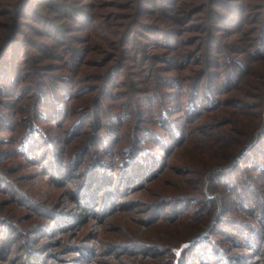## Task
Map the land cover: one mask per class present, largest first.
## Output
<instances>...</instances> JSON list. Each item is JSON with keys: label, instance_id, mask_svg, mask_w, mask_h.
Wrapping results in <instances>:
<instances>
[{"label": "trees", "instance_id": "obj_1", "mask_svg": "<svg viewBox=\"0 0 264 264\" xmlns=\"http://www.w3.org/2000/svg\"><path fill=\"white\" fill-rule=\"evenodd\" d=\"M35 1L0 0V76L2 70L7 74L0 78V93H7V105L13 109H17L16 100L24 101L31 96L35 98L32 107L27 109L31 116L27 130H16L20 120H10L6 115L2 117L0 133L12 134L9 138L0 137V146L9 144L8 148H0V153L8 157H22L28 164L47 161L44 167L49 165L52 169L47 175L49 178L53 176L57 180L60 176L62 181H67L73 177H85L91 180L93 186L97 185V181H106L98 178L102 173L114 169L109 164L114 163L115 156L120 157L122 163L119 167L122 168L117 174L116 185L112 186L113 180L112 185L104 190L101 217L111 212L110 201L114 197L127 199V204L133 203L136 199H128L130 193H135L146 179H162L165 175L170 177V166L172 172L196 174L199 177L196 188H192L190 180L183 178L179 180L181 184L172 183L173 190L161 191L166 194H160L157 202L150 204L140 200L146 206L143 213L152 212L150 225L160 221L177 223L183 220L187 231L184 238L158 242L133 239L127 243L111 244L107 248L109 253L114 258L129 254L137 260L173 264L176 255L174 248L187 243V247L182 248L178 264H264V0H236V6L231 4L232 0H124L125 3L121 5L115 0H108L105 4L101 3L110 8L105 15L108 23L103 27L97 24L98 16L91 11L100 5L97 4L98 0L89 3L84 2L86 0H49L41 7H36ZM254 1H258L257 4ZM79 6L82 9L76 10ZM117 6L127 11L125 16H118L125 21L121 24L120 32L111 30L112 26H109V21L115 15L112 8ZM49 15L53 16L50 18ZM30 16L31 22L38 26H28L31 24L27 21ZM71 21L80 23L74 29L81 26L79 29H93L95 34L104 30L106 36L101 38L109 42L113 51H108L101 60L89 59L87 46H72L88 39L72 34L74 26ZM160 22L167 25L162 26ZM226 22L234 25L233 28H226L230 25L220 26ZM39 26L41 28L38 29ZM184 33L189 39H184ZM32 34L41 40L31 39L30 42L28 36ZM143 38L148 39L145 46L149 45L141 51L137 45ZM226 39L232 40L229 42ZM24 42L34 44L42 57L48 58L49 54L53 55L58 50L69 51L70 60L64 64L67 61L65 58L63 63L49 68L51 73L47 72L40 80L36 79L40 75L39 70H34L35 76L31 75L34 76L33 85L20 88L24 76L18 75L15 58L20 57L16 55L22 52L21 44ZM191 46L194 48H186ZM152 49H164L166 52L152 54ZM133 50L137 55L135 62L142 52V60L140 57V63L134 64L141 69L138 74H131L138 80L125 78L123 82H128L130 88L116 94L112 88L122 84L116 78L124 70L127 71L125 77L130 76L127 62L132 59ZM213 52L218 55L217 63L212 61ZM148 62L151 64L147 68L145 63ZM159 62L164 66H157ZM92 63L101 67L103 74H89L81 79L80 73L85 72V67H91ZM9 65L11 68L6 70ZM188 67L190 74L180 72ZM220 67L228 71L218 70ZM63 69L72 74L60 75V79L52 74ZM175 70L177 74L164 76V73ZM54 77L59 81L55 82ZM96 80L101 84H82ZM57 88L63 92H56ZM37 89L40 92H34ZM96 90L98 93L93 100L92 111L81 114L73 126L65 127L68 130L42 128L43 120H51L52 128L64 127L68 121L66 117L72 116L70 103ZM185 92L188 95L186 99L183 98ZM140 94L149 96L140 100L143 99ZM246 95L252 100L247 99ZM125 96L133 100L137 98L139 103L150 104L145 108L149 114L156 115L154 120L160 121L162 118L159 115L167 111L162 120L166 130H140L139 126L138 130H119V124L111 122L113 114L108 111L112 108V102L105 104L104 98L114 101ZM170 97L173 106L166 108ZM60 100L64 102H58ZM177 112L182 114L183 124H176L175 130H170L175 119L173 115ZM100 113L109 118L106 134L101 133L105 125L99 126L97 123ZM125 117L115 116L120 124L126 120ZM203 117L205 120L199 123ZM194 123L196 126H193ZM89 125L97 129L85 130ZM179 125H182L181 129ZM121 142L127 146L118 150L116 145ZM177 154L184 156V168L174 167L170 163L174 159L177 161ZM187 156H191V159ZM195 157L200 160L193 167L195 159L192 158ZM97 158L101 159L100 163ZM222 165H225L223 169H216L210 175L213 174L215 179L226 177L228 181L224 184L217 182L218 186L213 182L207 188L203 175L213 167ZM8 170L0 168V190H15L16 199L21 198L34 208L40 207L33 198L13 186V180L7 178ZM139 170L143 172V179H133ZM131 171H134L132 175ZM121 180L127 184L123 192L116 189ZM185 181L188 187L184 185ZM93 186L90 190H95ZM219 186L224 187L223 191L226 190L227 194L237 195L227 200L232 203L224 200L230 208H222L224 214L221 216L213 211L216 197L210 193ZM83 189L71 191L77 202L76 210L79 211L74 215L75 228L87 217L89 209L96 211L99 205L96 203H101L96 200L97 194L93 196L95 201L88 203L86 199L91 195L84 194ZM100 190L103 188H98ZM191 190L196 191L198 196H194ZM109 194L113 198L108 200ZM137 201L133 203L134 206ZM226 212L233 215L227 217ZM203 220V228L193 225ZM65 224L62 226L69 229L74 227L69 226L70 219ZM54 228V224H41L33 233H28L32 230L23 229L15 221L0 215V262L11 258L13 247L18 245L20 238L30 240L31 236L41 234L54 238L57 231L66 229ZM31 241L35 243L38 239ZM26 251L23 256L27 260L20 264H39L37 261L50 264L46 259L41 260L44 254H41L40 248L26 246ZM11 259L15 261L14 264L21 260L15 257Z\"/></svg>", "mask_w": 264, "mask_h": 264}, {"label": "rangeland", "instance_id": "obj_2", "mask_svg": "<svg viewBox=\"0 0 264 264\" xmlns=\"http://www.w3.org/2000/svg\"><path fill=\"white\" fill-rule=\"evenodd\" d=\"M49 0H37L35 1L34 5L36 7H41V4H45ZM56 1V0H55ZM72 0H70L71 2ZM92 0H86L84 2H91ZM97 4H100L97 6V8H92L91 11L97 14L98 18L97 24L100 26L107 25L108 20L106 19V11L110 8H107L105 5L101 3H106L108 0H98ZM118 2L119 5L122 3H125L124 0H115ZM232 5L236 6V0L231 1ZM258 1H254V4H257ZM1 8V7H0ZM82 9L81 6L77 7L76 10ZM87 10V9H86ZM112 11L115 12L114 19L109 21V26L111 30L113 31H118L120 32L122 30L121 24L124 21V19L118 18V16H125L127 14V11L123 10L120 8V6H117L116 8H112ZM50 18L53 15H49ZM122 18V17H121ZM109 19V18H108ZM28 22H31V16L29 19H27ZM128 20H126L127 22ZM72 25L74 26L71 30L72 34L76 37H82L83 39H88V41H85L84 43H75L72 46H87L89 50V59L91 58L92 61L96 60H101L107 52L113 51V49L109 46V42L107 40L102 39V37L106 36V33L104 30H101L99 34H95L96 32L93 29H88L86 30H81L79 28H82L81 26L76 28V26H79L77 22L71 21ZM162 26L167 25L163 24L160 22ZM172 24V23H169ZM230 25L231 27H226ZM28 26H38L35 22H31ZM224 26L226 28H233L234 25L226 22L225 25H220ZM41 28V26L38 27V29ZM26 30L29 31L28 28H25ZM197 34H200V32H197ZM100 35V36H98ZM184 39H189L186 33H184ZM30 37L29 41L34 39L35 41L41 40L40 38H36L35 35L28 36ZM45 39V38H44ZM31 40V41H32ZM175 40V39H174ZM227 41L231 42L232 39H226ZM30 41V42H31ZM30 42H24L21 44V50L22 52L19 53L20 57H16V68H19L18 75L19 76H24L22 79V83H20V88L24 86H29L33 85V77L35 76L34 70H39L40 75L36 77L37 80H40L43 75H45L47 72H49V68H53L56 64H61L66 60L67 61L64 63L66 64L70 60V52L65 51L63 52L62 50H58L54 52L53 55L49 54V57H42L41 53L36 50L34 44H30ZM48 42V41H47ZM139 44L137 45L138 48L143 49L148 48L147 45L145 46L146 42H148V39L143 38L142 40H139ZM196 47V45H195ZM71 48V46L69 47ZM69 48L67 50H69ZM119 48V45H118ZM187 49L190 50L193 49L194 47H186ZM26 49H28L26 51ZM20 50V49H17ZM16 50V51H17ZM181 50H186V49H181ZM101 52V53H100ZM106 52V53H103ZM163 53L166 52L164 49H152L151 53ZM27 53V55H25ZM13 54V53H12ZM121 55V52H119ZM52 56V57H51ZM131 60H129L127 63L129 65V70L128 72L130 73V76L125 77V73L127 72L126 70L122 71L120 73V76L116 78L117 82L122 83L121 86L113 87L112 90L114 92H117L116 94H119L120 92H126L128 91L129 83L123 82L125 78L128 80L130 78L131 81L138 80L135 79L134 76L131 74H138L141 68L137 67L138 64L140 63V57L142 56L139 55L138 61L135 62L136 59V53L133 50L131 54ZM217 53L213 52L212 53V61L217 63ZM30 58V60H29ZM142 60V57H141ZM91 61V62H92ZM142 66L144 67L143 62H141ZM151 62L145 63V67L148 68V65H150ZM164 63L159 62L156 63L157 66L163 67ZM6 70L11 68V65L6 66ZM146 68V69H147ZM218 70H227V68L220 67ZM103 70H101V67H98L96 64L91 65V67H85V72L80 73V78L87 77L89 74H103ZM177 70L172 71L171 73H164V76H171L172 74H177ZM183 74H190L191 72L189 71V67L183 69V71H180ZM224 72V71H223ZM2 75L0 78H4L7 76V74L2 70ZM34 74L33 77L31 75ZM52 74L60 79V75H70L72 74L69 72L67 69L63 70H58L56 72H52ZM128 74V73H127ZM54 77V81H59ZM78 77V78H79ZM12 78V76H10ZM35 80V79H34ZM2 81H0V88H1ZM84 84H97L100 85L101 81L96 80V81H87L82 83ZM56 92H63L62 89H55ZM34 91V90H33ZM40 92V90H36L34 92ZM170 92V91H168ZM98 91H94L89 93L88 95H85L84 97L72 101L70 104V108L73 111L72 116L66 117L65 120H68L67 123H65L64 127L59 128H52L50 127L52 124L49 123L51 120H43L44 123L42 128L44 130H68L65 129L66 126H73L74 123L77 122L78 118L80 117L81 114H89L93 108V100L96 98ZM234 95V93H233ZM7 93L1 92L0 93V123L1 119L3 116H7V118L11 119H18L19 121V127L16 130H27V127L29 125V121H31V116L29 115V110L27 109L32 107V104L34 103V96L29 97L28 99H25L24 101H17L16 108L13 109L14 107H11L7 105ZM17 95H15L16 98ZM140 100H145V98H148L149 95L147 94H140L139 95ZM186 92L183 95V98H187ZM247 99H251L249 95H246ZM105 104H109L112 102V108L108 110L110 113H112L111 117V122H114L115 124H119L117 127H120L119 130H138V126L140 127V130H166L165 126H162L163 123V117L165 116V113L167 112H162L159 116L162 118L160 121L158 119H155L156 115H151L148 113L146 110L145 106H151L150 104L147 103H139V100L135 98L134 100L130 96H125L123 98L116 99L114 101L109 100L108 98H104ZM252 100V99H251ZM254 100V99H253ZM168 104L166 105V108H171L170 106H173L171 101L173 102L172 97L167 99ZM19 102V103H18ZM58 102H64L63 100H60ZM136 106V107H134ZM81 108V110H79ZM27 111V112H26ZM118 114V115H117ZM214 114V113H213ZM101 115V113H100ZM125 115L126 120L122 121V123H118L116 121L115 116H122ZM29 116V117H28ZM175 117L174 120H172V123L170 125V130H175L174 127L177 126L176 124H183V116L181 113H175L173 115ZM128 117V118H127ZM52 119V117H50ZM138 118V120H137ZM204 118V117H203ZM62 119V118H61ZM137 120V122H136ZM204 119H202L200 122H202ZM155 121V122H154ZM52 122H55L54 120ZM107 122H109V118L102 114L101 117L97 119V123L105 125L101 129L102 134H106V129H107ZM263 122H264V111H263ZM197 124V123H196ZM97 126V124H95ZM179 129L182 128V125H179ZM193 126H196L195 123ZM96 127L94 126H87L85 127V130H96L94 129ZM3 130H8V129H3ZM12 130V129H11ZM169 130V129H168ZM11 132H1L0 137L2 138H9L11 136ZM4 146V147H2ZM9 144H3L0 146L3 150L4 148H8ZM127 144L124 142H121L116 145L118 150H122L124 147H126ZM127 154V153H126ZM125 154V155H126ZM177 161L176 159L171 160V164L174 165V167H179V168H184L183 160L184 156L182 154H177ZM191 156H187L188 159ZM183 158V159H182ZM115 161L114 163L109 164L112 166V170L107 171L102 173L101 178L99 177L98 179L101 180H106L105 182L97 181V185L93 186L91 184V180L85 179V177H82V179H77L76 177L72 180H67V181H62L60 179V176L58 177L59 179L55 180L53 179V176L49 178L48 173L52 170L51 168L44 167L46 162L38 161L37 163L34 164H28L22 157L14 156V157H8L6 154L0 153V168H7L8 174L7 178H10L13 180V186L20 188L21 192L26 193L28 196L33 198L39 204L40 207L37 206V208H34V206L28 205V203L25 200L16 199V191H8V189L5 188V190H0V215L4 217H8L9 220L15 221L16 223L19 224V227H23V229L26 230H32L29 231L28 233L32 232L35 230L37 227H39L41 224L46 225V224H54L55 228L54 229H61L62 227L65 229V226H62L65 224V221L67 219H70L69 226L73 225L71 229L66 228L65 231L62 232L63 229H61V232L57 231L55 234L54 238L48 237L47 235H33L31 236L30 240H25L26 237L20 238L18 245H14L12 253H11V258H21L18 264H20L23 261L27 260V257H24L27 253L26 251V246H31L34 248H40L41 249V254L43 257L41 260H47L50 264H160L156 260L155 261H144V260H137L133 256L126 254L121 258H114V255L109 253L107 250L108 246L111 244H121V243H127L130 241H134L135 239L138 241L142 242H158V241H164L165 239L171 240H177L184 238L185 235L187 234V231H185L186 225L183 220H179L177 223H169V222H157L154 224H148L150 221H152L151 214L152 212L148 214H144L143 210L146 208L145 205H142L143 201L141 202L140 200H145L150 204H153L157 202L161 195H165L166 193H161L163 190H171L172 189V183L173 182H178L181 184V179H186L190 180V185L192 188H196L198 185V180L197 177L198 175L192 174V173H177V172H172L171 171V166L169 167V175H165L162 179H151L143 183L140 188L136 189L134 192L135 193H130V197L128 199L135 198L136 201L138 202L136 206H134L133 203L135 202H130V204H127L126 200L127 199H119L118 198H113L110 196L108 197V200L111 199V207L107 215H102L103 212H101L100 207L103 204L104 201V190H107L106 188L110 187L112 185L113 187L116 185V178L117 174L121 171L122 167H119V164L122 163V160L120 157L115 156L114 157ZM126 159V157H125ZM124 160V162H126ZM195 159L193 160L194 164H192L193 167L196 166V164L199 162L200 158L195 157L192 158ZM100 163V158L96 159ZM105 162V161H104ZM109 162V161H108ZM49 164V163H48ZM126 165V164H125ZM123 165V167H125ZM225 165L222 166H217L213 167L210 171L205 173L204 179H205V185L206 187L210 188V184H217V182H220L222 184L226 183L228 179L225 178H214L212 176L213 174L210 175L211 172H213L216 169H223ZM135 172V175L133 176V179L140 178L143 179V172L140 173ZM134 173V171H131V175ZM50 174V173H49ZM200 176V175H199ZM212 176V177H211ZM1 178V177H0ZM121 179V178H120ZM118 179V180H120ZM132 179V180H133ZM214 179V180H212ZM61 180V181H60ZM114 182L110 184L112 181ZM178 180V181H175ZM130 180H128V184H130ZM139 182H141L139 180ZM78 184H81L80 187H78ZM185 186H189V184L185 181L184 183ZM94 187L95 190H90L91 187ZM127 184L121 180V184L118 183V186L116 189L119 191L123 192L125 191ZM129 186V185H128ZM1 187V185H0ZM83 189L84 194H90L91 198L86 199L89 202L92 200L95 201V194H97L98 198L96 199L98 202L101 203H96L99 204L96 206V211L94 209H89L87 212L88 215L84 219L83 222L80 223V225L75 228L76 223H75V217L74 215H77L79 211L76 210L77 202L73 199V194H71L72 190H80V188ZM98 188H103V190L98 191ZM206 188V189H207ZM222 186L216 187L214 191H210L212 193V196H215L216 199L214 200V209L213 211H216V214L218 215H223L224 211L222 208L225 206L229 205L224 202V200H232L235 196L237 195H231L227 194L226 190L223 191ZM121 189V190H120ZM173 190V189H172ZM194 194V196H198L196 191L191 190ZM207 192V190H206ZM225 192V193H224ZM94 193V194H93ZM208 193V192H207ZM93 194V195H92ZM158 194L160 195L158 197ZM168 195V194H167ZM94 196V197H93ZM72 197V198H71ZM102 197V200L100 199ZM153 202V203H151ZM229 203H232L231 201H227ZM123 205L121 208H119V204ZM141 204V205H140ZM127 205V206H125ZM169 208V207H168ZM168 208H165L168 210ZM230 208V207H229ZM232 208V207H231ZM83 212V211H81ZM227 217L233 215L228 212L225 213ZM169 216L171 214L168 213ZM190 215V214H188ZM97 216V217H96ZM148 218V219H147ZM87 221V222H86ZM215 222V221H214ZM213 222V223H214ZM204 220L199 221L194 223L193 225L203 228L202 226L204 225ZM148 224V225H146ZM59 225L60 228H56V226ZM67 225V224H65ZM38 239L35 243H33L31 240ZM134 239V240H133ZM182 247H176L174 248V252L176 253L175 258H174V263L173 264H178L179 263V258L181 256L182 248L187 247V243H183ZM109 253V255H108ZM46 254V255H45ZM23 256V257H22ZM167 255L164 256L166 258ZM9 258L8 261L6 262H0V264H14L15 261L12 262V259ZM162 258V257H161ZM39 264H42V261H37ZM29 263V262H28Z\"/></svg>", "mask_w": 264, "mask_h": 264}]
</instances>
